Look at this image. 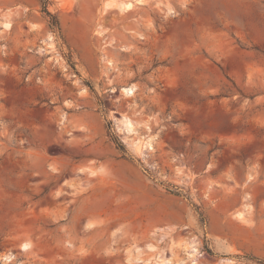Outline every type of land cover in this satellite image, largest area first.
Segmentation results:
<instances>
[{"label": "rangeland", "instance_id": "obj_1", "mask_svg": "<svg viewBox=\"0 0 264 264\" xmlns=\"http://www.w3.org/2000/svg\"><path fill=\"white\" fill-rule=\"evenodd\" d=\"M0 99V264H264V0H0Z\"/></svg>", "mask_w": 264, "mask_h": 264}, {"label": "bare ground", "instance_id": "obj_2", "mask_svg": "<svg viewBox=\"0 0 264 264\" xmlns=\"http://www.w3.org/2000/svg\"><path fill=\"white\" fill-rule=\"evenodd\" d=\"M131 4H132V2L127 1L123 5L120 4V8L122 10L126 11V10H128L130 8ZM165 11L168 13V12H171L172 9L169 6H166ZM3 25L5 27H9L10 26V23L9 22H4ZM47 40H48V45H52V41H51L52 40V36L51 35H48L47 36ZM132 93H133V87L132 86L123 89V94H125V95H131ZM122 117L123 118H121V121H120L121 128L123 127L124 129H126L127 131H129L131 129L130 126H132V123H131L130 119L127 116H124L123 115ZM131 144H133V146H134L133 148H135L137 151H140V152L142 151V149L144 147H147V148H151L152 147L150 140L137 139V140L132 141ZM81 170H82V168H81ZM94 173H95V171H93V170L90 171V174L91 175L94 174ZM235 217L238 218L239 220L244 221L243 220L244 218L242 216V212L241 211L235 213ZM29 245L30 244L27 241L21 242L20 248L23 251H28ZM188 251H190L189 253L191 255H197V254H199L198 253V247H197V244L196 243L190 244L189 247H188ZM200 255H201V253H200ZM2 258H4L6 261L9 262V261H12L14 257H13V255L11 253H8V254H5ZM154 260H155L154 261V264H171L172 263L171 261L166 260V259H163V258H160V257H157V259L155 258ZM227 260H229L228 262L232 261L230 259H227ZM227 260L225 259V261H227ZM193 263H194V261H193ZM235 264H237V263H235Z\"/></svg>", "mask_w": 264, "mask_h": 264}, {"label": "crops", "instance_id": "obj_3", "mask_svg": "<svg viewBox=\"0 0 264 264\" xmlns=\"http://www.w3.org/2000/svg\"><path fill=\"white\" fill-rule=\"evenodd\" d=\"M7 107L6 102L0 99V126H11V115L6 112Z\"/></svg>", "mask_w": 264, "mask_h": 264}, {"label": "trees", "instance_id": "obj_4", "mask_svg": "<svg viewBox=\"0 0 264 264\" xmlns=\"http://www.w3.org/2000/svg\"><path fill=\"white\" fill-rule=\"evenodd\" d=\"M42 4H43V11L45 12V14L46 15H48V16H50V17H52V18H54L53 16H52V14L46 9V7H45V3L42 1ZM55 25L58 27V24H57V22H55ZM260 262H261V260H259Z\"/></svg>", "mask_w": 264, "mask_h": 264}]
</instances>
